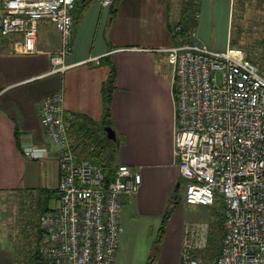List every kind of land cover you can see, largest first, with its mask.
Wrapping results in <instances>:
<instances>
[{"label": "crops", "instance_id": "1", "mask_svg": "<svg viewBox=\"0 0 264 264\" xmlns=\"http://www.w3.org/2000/svg\"><path fill=\"white\" fill-rule=\"evenodd\" d=\"M115 1L103 7L100 0H78L73 50L65 57L69 66L64 71L53 70L51 58L61 37L51 21L53 28L47 20L39 22L35 53L20 51L18 35L0 38V264L42 261L38 221H29L22 206L41 189L58 192L60 147L39 117L48 95L62 93L67 113L98 122L104 117V90L112 78L108 127L118 140L115 162L142 175L139 191L123 197L121 224L129 211L132 224H150L154 218L161 222L179 198L184 177L173 149V72L166 49L187 40L175 31L178 25L195 30L212 49L233 45L237 0ZM28 144L46 148L44 155L28 157ZM176 210L177 203L154 263L180 264L182 228L169 238Z\"/></svg>", "mask_w": 264, "mask_h": 264}, {"label": "built area", "instance_id": "2", "mask_svg": "<svg viewBox=\"0 0 264 264\" xmlns=\"http://www.w3.org/2000/svg\"><path fill=\"white\" fill-rule=\"evenodd\" d=\"M100 1L109 7L115 0ZM77 2L0 0V38L18 35L20 51L35 53L39 22L51 21L61 37L53 70L64 71ZM175 31L187 38L166 49L173 72V149L186 179L185 202L210 206L218 194L224 202L220 255L212 262L195 257L207 246L209 227L187 225L180 264H264V75L242 48L215 50L195 30L178 25ZM39 117L60 147L61 171L59 205L38 220L43 264H116L123 197L139 191L141 173L120 164L109 180L103 164L76 155L69 135L75 115L66 112L62 93L43 99ZM24 151L38 159L46 148L28 144Z\"/></svg>", "mask_w": 264, "mask_h": 264}, {"label": "rangeland", "instance_id": "3", "mask_svg": "<svg viewBox=\"0 0 264 264\" xmlns=\"http://www.w3.org/2000/svg\"><path fill=\"white\" fill-rule=\"evenodd\" d=\"M48 21V20H47ZM53 28L54 24L46 22ZM233 46L242 48L248 59H250L260 72L264 75V3L262 1H236L234 6V21L232 29ZM171 70L172 67L170 66ZM186 179H182L179 198L177 200V210L173 217L175 221L173 235L175 238L179 230L185 231L187 225L201 227L215 223L222 214L224 216V202L222 195L211 206L200 207L188 205L185 202ZM38 202V197L25 199L22 210L29 221H38V217L45 208V204ZM57 197H52L47 204L50 208L58 206ZM130 211L125 221H122L124 232L120 236V249L117 254L116 264H146L147 257L152 253L157 238V232L161 225L160 218H154L150 224H132L130 222ZM162 220V219H161ZM184 235V234H183ZM222 247V245H221ZM159 254V253H158ZM154 264H160L158 260Z\"/></svg>", "mask_w": 264, "mask_h": 264}, {"label": "trees", "instance_id": "4", "mask_svg": "<svg viewBox=\"0 0 264 264\" xmlns=\"http://www.w3.org/2000/svg\"><path fill=\"white\" fill-rule=\"evenodd\" d=\"M117 1V0H116ZM115 1V2H116ZM112 78L106 89L104 90L105 111L101 121H94L82 115H76L75 120L71 125L69 135L73 139L74 152L79 158L88 159L94 163L103 164L107 168L109 180L114 179L118 165L115 162L116 152L118 148V140L110 139L106 134V127L110 126V101L112 91ZM59 199L58 192L41 189L37 193L38 202L45 205L41 212L53 210L47 206L52 197ZM174 206H169L165 215L162 218L161 225L158 230L154 248L146 264H154L157 254L163 243L167 223L175 209ZM224 236V216L211 224L208 233V243L206 248L195 251V257H202L209 262L214 261L221 253ZM40 257V256H39Z\"/></svg>", "mask_w": 264, "mask_h": 264}, {"label": "water", "instance_id": "5", "mask_svg": "<svg viewBox=\"0 0 264 264\" xmlns=\"http://www.w3.org/2000/svg\"><path fill=\"white\" fill-rule=\"evenodd\" d=\"M106 130L108 131V136H109V138H111V139H115L116 137H115V135L113 134L114 132H113V130H111V128H106ZM179 187H180V183L177 185V189H179ZM179 196V194L178 193H176V197H178ZM39 264H43V262L41 261V262H39Z\"/></svg>", "mask_w": 264, "mask_h": 264}]
</instances>
